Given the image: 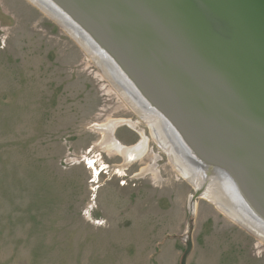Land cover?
Masks as SVG:
<instances>
[{"label": "rangeland", "instance_id": "obj_1", "mask_svg": "<svg viewBox=\"0 0 264 264\" xmlns=\"http://www.w3.org/2000/svg\"><path fill=\"white\" fill-rule=\"evenodd\" d=\"M120 120L135 126L111 137L131 147L144 136L141 158L102 148L100 127ZM150 130L54 20L0 0V264H180L188 242L185 264H264V241Z\"/></svg>", "mask_w": 264, "mask_h": 264}, {"label": "water", "instance_id": "obj_2", "mask_svg": "<svg viewBox=\"0 0 264 264\" xmlns=\"http://www.w3.org/2000/svg\"><path fill=\"white\" fill-rule=\"evenodd\" d=\"M48 1L98 44L128 91L143 97L149 108L163 107L181 145L200 159L206 157L230 169L244 207L264 221L256 193L264 185V0H101L110 16L143 31L156 50L154 55L167 62L161 63L174 71L189 92L207 99L206 103L197 98L208 104L205 107L216 129L219 124L225 130L226 144L209 143L201 136L199 118L182 113L183 108L171 98L148 88L141 71L118 47L120 41L107 36L105 31L115 37L109 27L114 23L104 14L92 13L97 9L92 0ZM188 157L199 164V159ZM190 247L188 242L180 264H185Z\"/></svg>", "mask_w": 264, "mask_h": 264}, {"label": "bare ground", "instance_id": "obj_3", "mask_svg": "<svg viewBox=\"0 0 264 264\" xmlns=\"http://www.w3.org/2000/svg\"><path fill=\"white\" fill-rule=\"evenodd\" d=\"M29 1L39 8L44 14L54 20L83 48L86 54L99 68L101 73L107 78V80H109L110 83H112V85H114L119 95L133 110L136 111L140 117L146 119L154 139L163 148V150L166 151L169 160L175 166V168L185 178L192 180L196 184H199L196 185V187H200L205 181L204 184H206L204 186L202 195H205L207 199H209L215 206L225 213L227 217L231 218L232 221L234 220L239 225H241V227L252 232L258 239L264 241V221L248 212V210L244 207L237 187V182L231 175L230 169L212 164L213 161L208 160L206 157L200 159L198 156H195L194 153H192V150L183 144L181 145L179 143V137L177 136L178 134L176 133L175 129L169 125L165 114L162 112L163 107L158 106L159 108H149L146 104L148 102H146L143 97H140V95L134 91H128L127 86L124 85L123 82L119 81L114 71L115 68L113 69V63L110 58L106 56L104 52L102 53L100 51L98 44L94 43L93 41L91 42L90 39H88V36L78 25L66 19L64 14H62L58 8H56L48 0ZM92 1L96 5L97 9L93 7L95 9L93 12L88 8L87 10L99 17L100 15L104 14L108 20L114 23L113 26L109 25V27L110 30L114 31L115 37L111 36L110 32L105 31L107 36H109V39L120 41L121 44H118V47L131 62V64L138 67V69L141 71H139L141 73L140 75L145 77L146 80H144V82L148 88L152 90L154 89L158 93H163L168 99L171 98L175 104L177 103L183 108L182 113H185L190 117L193 114L199 118L202 128V130H200L201 136L203 135L202 137L208 139L209 143L213 144V141L215 142V140L216 143L220 144L227 142L224 134H222V132L225 130H223L219 124L218 129H216L213 123L210 122V120H212V116L205 107L208 104L206 105L203 103V101L200 102L197 100V98H202L204 102L207 103V99H204V96L199 92V94L196 93L195 97L192 92H189L188 87L185 88L184 85L180 83L178 80L179 78L174 73V71L170 70L165 65L167 62L164 61V59H158L154 55L156 54V50L148 43L150 41L145 39L143 31L138 30V28L129 21H125L123 19L119 20L114 15L110 16V14L107 12V5L103 1L100 0L103 4L99 3L98 0ZM126 40H128L129 43L128 41L127 43L124 42ZM144 54L147 55V58L152 63V66H150L148 62L142 58L145 56ZM153 57H155L157 60H155ZM161 62H164L165 64H162ZM161 97L163 98L162 95ZM197 108H200V110ZM121 123H127L132 127L135 126V123L130 122V120H120L116 123H110L107 126H99L102 131V148L116 149L127 162L135 158H141L146 147V140L144 136L141 137L137 144L131 147H125L122 144H119L115 138L111 137L112 128ZM190 154L197 160L199 159V164L194 163L195 167L191 166V163L193 164V162L189 161L190 158L188 155ZM193 157L192 159H194ZM146 170H150L155 174V171L151 168V166ZM260 189L256 191V193L258 195L259 202L262 205L261 207L264 209V185H261Z\"/></svg>", "mask_w": 264, "mask_h": 264}, {"label": "crops", "instance_id": "obj_4", "mask_svg": "<svg viewBox=\"0 0 264 264\" xmlns=\"http://www.w3.org/2000/svg\"><path fill=\"white\" fill-rule=\"evenodd\" d=\"M121 124H123V123H121ZM121 124H118V125H121ZM118 125H117V126H118ZM117 126H115V127L113 128V130H114ZM115 140H116V139H115ZM116 141H117V140H116ZM117 142H118V141H117Z\"/></svg>", "mask_w": 264, "mask_h": 264}]
</instances>
